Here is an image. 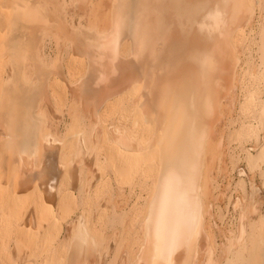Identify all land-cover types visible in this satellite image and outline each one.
<instances>
[{"label":"bare ground","instance_id":"1","mask_svg":"<svg viewBox=\"0 0 264 264\" xmlns=\"http://www.w3.org/2000/svg\"><path fill=\"white\" fill-rule=\"evenodd\" d=\"M43 1L42 0L41 1L40 0H0V59L1 58L4 59L8 56L6 59L8 58L9 60L11 59L10 61L11 64L8 63L9 66L12 65L10 66V68L12 67L11 72L14 70L13 72L14 77L11 80V82H9L8 84H5L4 81L0 82V122L4 124V129H5L4 131L5 138L4 139L0 138V170L2 171V174H3V176H0V205L3 207V211H5L4 214L1 211L3 215L1 214L0 216V219H1L0 221L3 224V225L0 224L2 225V228H0L1 230L0 231V259L1 258H2L1 260L4 259L6 264H15L14 263L16 262L15 260H17V259L14 260L11 258L13 257L10 252L11 248H9L10 250H8L7 247L5 248L3 247V242H5L4 239L6 237L8 238V236L10 237L11 230H12L11 228H14L13 227L14 225L16 229L19 226H22V229H23L21 231H20L21 227H19L20 228L19 230L17 229L18 231H20V233L22 232V235L19 237L16 243L18 252L16 250L15 251L18 253L17 258H19L20 260H23L24 264H66V263L85 264L91 259L93 254L97 255L95 253V251L97 250V247L94 245V243L89 238V236H86L83 233L81 234V231L79 233L73 230L75 231L74 236L77 234L79 235H77L78 237L73 241L72 244L70 243V239L72 238V236L69 239L68 243H64V242L62 243L60 241L59 243L55 244L54 242L56 241L55 239H57L58 236H60L59 234H60V231L62 230L61 228L63 227V222L67 219L71 211L76 206L75 201L73 200V195L71 193V190H73L74 188L73 187L74 183H72V180H71V173H72L71 168L73 166L71 167L70 161L71 159L76 161L79 158L80 153H82L84 150L83 144H87L82 139V137L85 138L84 135L82 136L81 135L82 133L80 134L78 132V128L81 125L84 126L85 128V126H88L89 123H90L89 126H91V122L89 121L88 123L86 122L87 125H83L85 121L89 118V113H90V117L91 115L92 116L94 115L93 119L95 120L96 119L94 118L95 114L98 111H100V108L102 106L104 105L107 106L108 104L111 105V102L115 101V103L111 106V109L116 110V111L119 110L122 117L126 118L127 121L128 119H130L132 126L133 127L137 126L139 130H136V131H139V132L138 133L134 132V133H137V134H134L132 131V133L130 132V134L128 133V135L126 132L127 137H129L131 141H134V143L137 142L138 143L137 145L133 144V142H130V141L124 142L123 145H119V144L113 145V147L110 150V153H108L109 154L108 160L111 162L113 166L112 169L114 168L113 170L115 171L117 176H119V178H121L124 181H130L133 179L135 174L138 171H140L141 168L145 167L146 169H144V176L145 177L149 176L152 178L151 186H149L150 190L148 191V196L146 197L145 207L143 208L144 212L139 218L140 222H138L140 223V225L138 224L140 226L139 228L140 237H138L140 239V243H138V245H140L138 248L140 253L137 252L138 258H140V256L145 257L146 259H148L147 261L148 264H165V263L168 264L169 262H171L169 259L170 247L173 241V236L175 234V231L178 230V228H180V231L182 232L186 231L183 234V236L185 237L187 230H188V229L186 230L185 228L186 225L190 226L189 225L190 223L196 224V222L198 221L199 214H201L200 210H202L201 209L202 204L204 207L203 197H204V192L207 190L206 189V176H204V173L207 170V168H209L207 166L209 165V162H210V161L207 162L208 158H206V156H208L207 152L210 151L209 147H211L210 146L211 141H212L211 133L214 129L212 120L214 119L216 115V110L218 109L217 107L218 101L216 99L215 93L213 92L212 82L208 80L210 79V77L222 71L223 68L227 66V64H229V62L225 58V51L223 49L224 48L223 43L227 44L226 41H228L231 37L229 35V39H228V37H226V33L224 32L225 33L224 40L222 39L223 37L222 35L219 38L220 40H223V41L219 42V39L216 38V37H219V35L224 31L223 30L222 32H219V30L222 29V24L224 23V25H226L225 22H227L226 13H225L226 6H224V5H227V3L226 2H225L226 4L223 3L224 5L222 4L218 8L219 3L216 0H214L216 1L215 4L214 2L211 4L212 0H160L161 5L159 7V4H158L159 2L157 3L158 5H155L156 3L154 4L155 0H152V1L151 0H123V2L121 3L122 5L120 4L121 11L119 10L120 13L118 15H121L120 18L122 21V22L120 21L119 24H123L124 21L127 24L126 25L127 36L125 37L126 39L122 43L120 51H122V54H123V55L121 54V56L127 57V59L129 57L130 59L128 60H132L133 62L132 66L129 65V63H128L129 67L127 65H124L125 68L126 66L127 68L131 67L130 69L126 68L127 69L126 71L129 70V72L127 73L129 75L125 73L126 71L124 72L121 69L122 71L120 73H125V75H123L124 79L120 80L119 75H122V74L119 73V75H115L116 71L114 70L115 72L113 74V71L110 69L111 70L110 73L115 76V77L112 76V78L114 77V79L113 80L111 79L113 82L111 81L110 83L112 85H114V83H118V84L117 85L115 84V86H112L109 83L110 81L109 79L108 81H106V83L108 82L112 87L111 89L109 88L108 91L106 90L107 92H105L106 93L105 98H103L101 101L100 100L98 101L95 98L90 99L88 97L89 100H87L88 98H86V94L87 95L89 94L88 91H90L89 90L90 85L87 86L89 87L87 89L88 91H85L86 88L83 89V87L85 86L86 82L90 78H93L92 72H94V70L91 72L89 68L92 66L93 68L92 67L91 68L94 69V65H93L94 63L93 61L92 62L90 61V59L92 58H89L88 60L89 62L87 61V63L88 64L93 63V64L89 66L86 63L89 70L85 71L84 69V72L81 70L83 72V74H81V77L83 76V78H82V81L80 82V85L77 88V92L80 95L81 102H77V103L74 102V104L71 106L70 113L72 116L71 117L72 122H71V125H69L70 127H69L67 136L64 137L63 135V137L65 138L63 141V139L60 140V138H58L59 136L50 137L45 132L42 133L44 131L43 126L46 125V124L44 125V118L37 116L36 111L34 110L36 108L35 106H37L36 105L37 103L35 100L37 96V91H36L37 83L34 84L36 88L33 86L34 81L33 82L31 81L32 86H30L28 80L24 79V77L28 79L26 77L28 74L26 75V73H23L24 70H26V69L23 70V67L25 64L24 62L28 58L32 60V62H34L33 66H38V63H39L38 58H40L39 56L40 53H38L39 49L37 48V44L39 43H37L38 40H36L37 42L36 41L34 42V36H35L34 31L38 27H40V29L45 26L47 27V25L49 27V24L45 25L46 23H48V20L50 19L48 15L49 9L46 7V4L49 5L51 3L52 5L53 2L55 3L58 0H45V2H47L46 4H44ZM40 3L44 4L45 7H43ZM150 3L157 6L158 9L160 10L159 11L157 8L155 9V11L158 10V12L156 11L157 14L155 13V16L153 15V12L155 11L151 10ZM216 5L218 6L216 7ZM223 7H225L224 12L222 10ZM159 13L160 15H158ZM168 13L169 14L171 13L170 15L172 18L171 17L168 18L170 16ZM59 15L62 16L61 14ZM59 15L56 14V16L54 15V17H57V16L60 17ZM156 15H158L157 19H155ZM57 19L59 20V18ZM224 20L225 22H223ZM116 21L118 20L114 18V22ZM50 23L55 24L53 21ZM59 23L60 22L56 23V26H58ZM153 25L156 27L155 28L156 31L154 32V34L157 32L159 36L156 34V37L153 36L151 38L150 32L152 31L153 33V30H154V28H152ZM121 26L123 25H120V27ZM60 27H57L56 30H58ZM63 27L65 28V26ZM177 27L180 31L177 30ZM214 27L216 30L215 29L213 30ZM54 28L56 27L54 26ZM150 28H152L153 30ZM38 29H37V32H38ZM47 29H41L43 30L42 33H44V30L46 31ZM53 31L54 30H52V32ZM177 31L180 33H178ZM58 32H61L60 29L58 30ZM39 34L40 33L38 32V35ZM115 37L113 39L114 41L118 39L117 38L118 36L116 37V40H115ZM35 38L37 39V37ZM214 38L218 40V43L223 44L222 47H221V44L219 46L221 47L222 50L220 48H218L220 50L216 49L217 45L219 44L215 42L217 40H215ZM150 39L151 40L154 39V42L156 39H159V41L161 40L160 43L164 44L163 45L165 46L163 47L164 49L160 48L159 51L157 52L155 51L156 54L152 52L153 55H151L150 51L152 49L150 47V44L152 42L149 44L147 43L148 40H149L148 42L151 41ZM93 40L94 39L92 40L89 39V42L91 41L93 42V44H96L97 46V43H94L97 41L96 40L93 41ZM109 40H111L110 37L108 41ZM108 41L107 43H105L106 48L110 46V44L112 45V42H113V41L112 42L109 41L111 43H108ZM122 41L123 40H121V42ZM118 42L120 43V41ZM154 42L152 46H154ZM213 42L217 44L216 48H215V45L212 44ZM119 43L117 44L118 48H119ZM93 44L92 46L95 47V45ZM114 44L113 46L115 47L112 46L113 50H110L112 51L111 54L114 53V51H115V54H118L116 53L118 51H116V45ZM147 45H149L150 47V49H148L150 51L148 52L144 51V49L145 50L147 49L148 47ZM97 48L99 49L100 47H97ZM152 48L153 50H155L154 47ZM156 48L158 49V47ZM104 49L105 48L103 47V50ZM95 50H96V47H95ZM90 51L92 50H89L87 53H89ZM142 53H144V55H142ZM95 55L97 56V54H94L93 56ZM117 56H119V54ZM178 58L180 60H178ZM87 59L88 58H86V60ZM167 59H168V63H169V60L171 61V59L172 60L175 59L176 61H179L180 63L179 65L180 67L177 65L174 66V67H178L176 69H180V72L177 73L178 75L176 77V79H178L177 81L172 80L174 77L172 75H175L173 74L175 72L173 70L172 71L167 70L169 64L164 67V70H167V71H165L164 73H163L164 70L162 71L163 75L165 73H167L168 75V77L167 75H165L164 77L165 80H161V78L158 76L159 74H156L157 76L153 77L154 75L152 72L153 71L152 68L156 67L155 65H158V64L163 65L164 60L166 62ZM28 61L26 62L28 63ZM26 64H25V67L27 66ZM174 64L175 63H173V65ZM176 64L178 63L176 62ZM5 65H6V62H5ZM52 65L49 66V68H51ZM87 66H85L84 68H87ZM40 68H41V64H40ZM43 69H46V68H42V70ZM159 69L160 67L156 69L157 73ZM161 69H163V66H161ZM39 70H37V73ZM69 70L70 69H68V71ZM88 71L91 72L92 74L89 73ZM42 72L45 73V70ZM162 73H160V75ZM23 74L25 75L24 77H23ZM78 74L80 75V72ZM89 74H90V77H89ZM68 75L70 76V74ZM71 76H74V75H71ZM97 76L95 73V77ZM42 77H44V75ZM42 77L40 78L42 79ZM95 77L93 79L96 83L99 82L100 78H102L99 76V79L96 81ZM224 78L227 79V77H224ZM260 78L261 80H264V72H261ZM72 79H74V81L72 82L76 84V82L78 81L77 78L73 77ZM53 81L55 82V80ZM94 81L92 82L93 84L96 85ZM68 82L72 83L71 81H68ZM100 82L104 83V81L102 82V79ZM98 84L96 86H98ZM39 85L41 84H39L38 82V86ZM47 86H49V84H47ZM51 86H53V88L51 89L53 90L54 87H56L57 85L56 86L51 85ZM39 87L37 89H39ZM94 87L92 85V89H94ZM105 87H108V85H106ZM53 92H51V94ZM58 92L60 93L61 91L59 90ZM93 92L94 90L92 91V93ZM257 93H260V92H257ZM44 94L43 96L42 95L41 96L44 97ZM251 95H248V97H246V100L242 106V110L248 114L250 113L251 108L257 107L259 103L262 101L260 105L264 111V99L256 104L254 103V99H253L254 97H252ZM42 97H41V101L43 99ZM44 98H46V95ZM112 98L114 99V101L111 100ZM132 98L136 99V103L134 102V105L130 104L131 102H133ZM54 101H56V99H54ZM59 103H60V100H59ZM225 106L226 105L224 104L222 107L225 108ZM105 107L104 109L106 111L107 109ZM39 112H42V111H39ZM84 112L87 113L88 115L85 114ZM70 113H69V116H70ZM262 113L259 114L258 112L259 122L258 121L257 122L263 126L264 119H263ZM224 114H226V112ZM107 115L109 114L107 113ZM107 115L105 113L104 116H107ZM100 118L101 116L99 117V119ZM102 119H103V116H102ZM88 127L87 129H83V131L88 130ZM248 127L249 129L252 128V132H254L256 135H260L258 132L260 130V129L258 130V126H255L252 123V125L250 124ZM89 128L94 130L92 127H89ZM260 128H263V127L260 126ZM105 131L106 130H104V132ZM83 133H86V132H83ZM94 134H95V131H94ZM107 135L109 136V134ZM131 136L135 138H132ZM107 138L108 137H106V139ZM89 141L90 140L88 138V142ZM58 142L59 144H57ZM109 143H111V141ZM89 144L90 143H88L87 145ZM89 146L87 147L85 146V147L88 148ZM91 148H94V146L90 147V150H92ZM88 149L84 151V154L85 152L87 154ZM99 151L101 152V150ZM106 154H107V150H106ZM87 156L89 157L90 154L89 155L87 154ZM247 158H248L247 164H249L251 169H253L254 167H261V165L264 163V142L261 145L260 149L258 150L257 154L254 155L253 153L250 152ZM19 160H21L22 164L21 166H18V168L16 169V166H17L16 164L18 163ZM103 162H106V161H103ZM107 162L103 164L106 165ZM58 167H60L62 170H58ZM104 167L105 166H103V169ZM81 170H79V172H81ZM16 171L18 172L17 175H16ZM59 171H62V174L59 173L61 175L59 176V179L62 178V182L59 181L61 185L59 184V187H58V184H57L58 181H56L57 180L56 174H58ZM86 172L89 173L90 171H88V169L87 171H84V172L82 171V173H86ZM261 172H262L261 175L264 179V168ZM25 173L27 174L29 173V176H30L29 180L28 178H26ZM91 173L90 175H92ZM32 175L34 177H32ZM86 178H87V175H86ZM89 178L90 177L88 176L87 179ZM84 180H85V177H84ZM81 181L83 183L82 182H79V183L84 185V183L87 180H85L84 182L82 179ZM26 183L27 185H24ZM88 183L91 184V181H88ZM81 184H79V186ZM42 185L44 189L41 187ZM68 185L70 186V189H71L70 191L68 190V187H67ZM101 185H102V182H101ZM80 187H83V186L81 185ZM20 188H25L28 190V192L19 193ZM55 189H56V194L58 198L56 197V194H54ZM80 189L82 190V188ZM32 195H35V199L37 200L35 201V205L33 206L35 207L34 210L32 208L29 210L28 208L31 207V203L27 202L25 199H27V197H30ZM55 203L58 204V208L56 207L57 204ZM57 211H59L60 215H57L56 213ZM34 213L37 214V216H35L37 218V221H36L37 223H34L32 221L34 220V217H33ZM77 220L79 221V219ZM104 220L105 219H103V221ZM241 220H242L241 224L239 225L240 231H239L238 237L235 240V243H236L235 245H237L240 242V240L243 239L245 236L246 225L244 224V218H242ZM90 222L91 221H89V224ZM263 222H264V213L260 220V223L262 224V226H264ZM200 224L201 222L199 223V225ZM251 225H252L251 228L253 229V226L255 224H252V221H251ZM81 226L83 225L81 224ZM24 229L26 231H24ZM18 231L16 233L19 235L20 233ZM70 231L72 232V230ZM96 231L97 230H95V232ZM95 232L93 231V233ZM100 232L102 231L100 230ZM257 235L258 236L252 238V240L250 239L251 247L248 253L250 254V256L248 260L246 259L247 261H244L242 263L244 257L242 258L241 257L242 255L240 256V253L238 252L239 254L238 256L241 257L242 259L241 261L242 264H264V229L263 228L260 229ZM118 237H119V234H118ZM19 240L25 243L22 244V242ZM95 240H98V239L95 238ZM18 241H19V245H18ZM97 242L96 244H98ZM6 244H9V243H6ZM235 245L230 246V249H229L230 253ZM4 246H8V245H5L4 243ZM123 249L124 248H122V250ZM185 251H188V250H185ZM132 254L133 253H131V255ZM37 256L38 257L44 256V257L42 258V261L38 262ZM13 258H16V257L14 256ZM141 259L142 258H140V261ZM0 262L2 263V261ZM142 262H143L142 264L147 263L146 260L145 262L144 261ZM223 264H232V258L228 256L226 258V261Z\"/></svg>","mask_w":264,"mask_h":264},{"label":"rangeland","instance_id":"2","mask_svg":"<svg viewBox=\"0 0 264 264\" xmlns=\"http://www.w3.org/2000/svg\"><path fill=\"white\" fill-rule=\"evenodd\" d=\"M216 1L219 3L218 4L219 6L216 5V7L218 6V8L223 3L224 4L227 3V5L223 4L224 6H226V9H225V7H223V9H222L223 12H224V9L226 11L225 13H226V19H227L226 21L227 22H225V20L223 21L226 23V25H224V23L222 24V22H221L222 29H220L219 32H222L223 30L224 31L219 35V37H216V38L219 39L222 35L223 36L222 39L224 40V37H225L224 34L225 33H226V37H228V39H229V35L231 38L229 40L227 39L228 40V41H226L227 44L223 43L224 45L222 43H218V40L216 38H214L215 40H217L215 42L219 45L215 44L214 42L212 43L215 45V48L217 45L216 49H218V48L221 49V47L223 45V47H224L223 49L225 51V58L227 59L229 64H227V66H225L222 71H220L218 74L210 77V79L208 80V81L212 82L213 92L215 93L216 99L218 101V106H217L218 109L216 110V115H215L214 119L212 120V124L214 125L213 126L214 129L211 133V140L212 141L210 144L211 147H209L210 151L208 150L209 151V152H207L208 156H206V158H208L207 162L210 161L209 165L207 166L210 169L206 167L207 170L204 173V176H206V189H207L204 192V197H203L204 202L202 201L204 203V207H203V204L201 202L202 206L201 205L200 206H201L202 210H200L201 214H199L198 221L196 222V224L190 223L189 224L190 226L186 225L185 228H186V230L188 229L187 233H186L187 236L186 235H185V237L183 236V234L186 231L182 232V231H180V228H178V230L175 231V234L173 236V241H172L171 247H170L169 259L171 262H169L168 264H171V263L172 264H176V263L177 264H223L226 261V258L228 256L230 258H232V264L233 263L234 264H236V263L240 264L242 261L241 257L242 258L244 257L243 261H242V263H243L244 261H247L249 256H250V254H248L250 247H251L250 239L252 240V238L257 237L258 236L257 234L260 231V229H262V228L264 229V226H262V224L260 223V220H261L262 215L264 213V179L261 175V173H262L261 171L264 168V163L261 165V167H254L255 169L254 168L251 169L249 164H247L248 163V158H247L248 154L250 152L253 153L254 155L257 154L258 150L260 149L261 145L264 142V125L262 126L258 123L259 122V119H258L259 114L262 113V111H263L260 103L262 102L261 100L264 99V80H261V78H260L261 72H264V0H250V1L249 0H216ZM216 1L212 0L211 4L213 2L215 4ZM43 2H44V4L47 3V2H45V0ZM56 2L55 3L53 2L52 5H51V3L50 4L48 3L49 5L46 4V7L50 10V11L48 10V13H49L48 15H49L50 19L48 20V23L45 24V25L49 24V27L47 25V27L45 26L46 28L45 27L41 28V29H47L48 28L46 31L44 30L45 34L42 33L43 30H41L40 27H38L39 29L37 28L38 32L40 33L39 35H38L36 28H35L36 29L35 31L32 30L35 33L34 42L36 40H38V42L37 41L36 42L39 43V44H37V48L39 49L38 53H40L39 54L40 58H38V61H39L38 66L39 67L33 66L34 62H32V60H30L28 58L26 61L29 60L28 61L29 64L26 61L24 62L25 64L27 63L26 64L27 68L25 67V64L23 67V70L26 69V70H24L23 73H26V75L28 74L26 76L28 79H26L24 77L25 76L24 74H23V77L25 80H28L30 86H32L33 81L35 82V83L33 82V86L36 83H37L36 84L37 88L40 86L39 89H37L36 86H34L36 88V91H37V96L39 94V96L38 97L36 96V99H35L36 103H37L36 105L38 107L35 106L36 108L34 110L36 111L37 116L44 118V125L45 124L46 125L43 126L44 131L42 130L43 131L42 133L45 132L50 137L51 136H53V137L59 136L58 138H60V140L63 139V141H64V139H65L64 137L67 136L68 131H69V127H70L69 125H71V122H72L71 121L72 116L70 113L71 106L74 104V102H76V103L81 102L80 95L77 92V88L80 85V82L82 81L83 76L81 77V74H83L84 69H85V71L89 70L88 66L86 65L89 58H92V59H90V61L91 62L93 61L94 64L93 63H91V64L87 63V64L89 66H91L92 64L94 65V69H92L93 68L92 66H91L92 68L89 67L91 72L93 70H94V72H92L93 74L89 71L88 72L93 75V78L95 77V73H96V76L98 74V76L95 77V80L97 81L99 79V76H100L102 78H100L99 82L102 79V82L104 81V83H101V82H100L101 84L99 82L96 83L93 78H90L85 84L86 87L84 86L83 89L86 88L85 91H88L87 89L90 87L89 88L90 91H88L89 94L88 95L86 94V98H88V97L90 99L95 98L98 101L99 100L101 101L103 98H105V94H106L105 92H107L109 90V88L111 89L112 86H115V84L116 85L118 84V83H114V85H112L110 83L115 77L113 75L114 72L116 71L115 75H119V73L122 70L125 72L127 69L131 68V67L127 68L128 63H129V65L132 66L133 62H132V60H128V59H130L129 57L127 59V57L121 56L122 51H120L122 43L124 42V40L126 39L125 37L127 36V34H126V25H127L126 22L124 21L123 24H119L121 21V18H120L121 15H118V14L121 11L120 4L123 2V0H58ZM42 3H40V4L43 7H45V5ZM157 3L159 4V7H160V5H161L160 0H155L154 4L158 5ZM150 4H151V10L152 11H155L156 8L158 9V7L155 6L154 4H152V3H150ZM152 8H154V9H152ZM158 10H156V11L158 12ZM152 11H151V13H152ZM156 11L153 12L154 16H155V13L157 14ZM58 13L61 14L62 16H60ZM56 14L59 15L65 21H63L58 16L54 17V15L56 16ZM63 14H64V16H63ZM153 15H152V17H153ZM158 15H160V13ZM158 15H156V18L155 17L154 18L157 19ZM170 17H171V15L168 18H170ZM54 18H56V19H54ZM57 18H59V20ZM114 18L118 21L114 22ZM53 19L56 21L58 20V21L56 22ZM173 19H175V18H173ZM52 21L54 23L55 22L56 23L60 22V23L58 26H56V23L55 24L50 23ZM61 21H62V23H61ZM61 24H62V26H61ZM120 25H123V26L120 27ZM154 25L152 26V28H154V30L152 28H150L153 30V33H152V31L150 32L151 38L153 36L156 37V34L158 35L157 32L154 34V32L156 31V29H155L156 25L155 26ZM54 26L56 28H54ZM63 26H65L66 29ZM57 27H60L59 29L61 32H58L59 29L56 30ZM178 27H177V30H179ZM51 29L54 31L52 32ZM62 29H64V30H62ZM214 29H215V27L213 28V30ZM178 33H180V32H178ZM62 34H64V35H62ZM115 36L116 37L118 36L117 40H116ZM35 37H37V39ZM109 37L111 39L109 41H111V42L113 41V42H112V45L110 44L111 47L108 46L109 44L107 45L108 47H110V48L107 47L108 48L107 49L105 47V43H107ZM114 37H115L116 41L113 40ZM88 38L91 40L94 39L93 41L96 40L97 42H94V43H97V46H96V44H93V42H91V41L89 42ZM95 38H97V39H95ZM154 39H152V40L150 39L151 40L150 42H148L149 40L147 41L148 44L152 42L150 44V47L152 50L151 51L148 50V49H150L149 45H147L149 48L147 46H145V47H147V49L146 50L144 49V51H146V52L150 51L151 55H153L152 52L156 54V52L159 51L160 48L162 49L163 47H165V46H163L164 44L160 43L161 40L159 41V39H156L154 42ZM121 40H123V41L121 42ZM223 40L219 39V42H221ZM109 41H108V43H111ZM118 41H120V43ZM115 42L119 43V48L117 47L118 43L116 44ZM153 42H154V46H152ZM85 43H87V44H85ZM91 43L93 45H95L96 50H95V47H93ZM163 43H164V41H163ZM98 44H100V45H98ZM113 44L116 45V51H118L116 53H118L120 57L117 56L118 54H115V51H114V53L111 54L112 51H110V50H113V48H112ZM220 44H221V47H219ZM160 45H162V46H160ZM91 47H92V49H91ZM97 47H100L99 48L100 50ZM103 47L105 48L104 50H103ZM113 47H115V46H113ZM152 47H154L155 50H153ZM156 47H158V49ZM220 49H218V50H220ZM89 50H92V51H90L91 53L90 52L87 53ZM163 51H165V50H163ZM94 54H97V56L96 55L93 56ZM142 55H144V53H142ZM226 55H228V56H226ZM70 57H71V59H70ZM6 58L0 59V66H2V67H0L1 68L0 69V82L4 81L5 84H8L9 82H11V80L14 77V74H13L14 70L11 72L12 67L10 68V66H12V65L9 66V64H11V62H10L11 59L9 60V58L8 59H6ZM86 58H88V59L86 60ZM178 60H180V59L178 58ZM2 61H3V63H2ZM5 62H6V65H5ZM166 62L164 60L163 65L158 64V65H155L157 68L156 67L152 68L153 71L152 70L151 71L153 72V75H154L153 77L157 76L156 74H159L158 76L161 78V80H165L164 77H165V75H167V73H165L164 75H163V73L167 70H171V71L173 70L175 72L173 74H175V75H172V76H174L172 80L177 81L178 79H176V77L178 76L177 73L180 72V69H176L178 67H174V66L175 65L179 66L180 65L179 61H176L175 59H173V60L171 59V61L169 60V63H168V59H167ZM176 62L178 64H176ZM173 63H175V64L173 65ZM40 64H41V68H40ZM51 65H52V67L49 68V66H51ZM56 65H57V67H56ZM124 65H127L126 66L127 69L125 68ZM167 65H168L167 70H164V67ZM85 66H87V68H84ZM161 66H163V69H161ZM159 67H160V69L157 73L156 69H158ZM42 68H46V69L42 70ZM54 68H55V70H54ZM107 68H109V69H107ZM51 69H52V71H51ZM68 69H70V70L68 71ZM110 69L113 71V74L110 73L111 72ZM37 70H39L38 73H37ZM44 70H45V73L42 72ZM97 71H99V72H97ZM162 71H163V73H162ZM39 72H40V74H39ZM79 72H80V75L78 74ZM128 72H129V70L126 71L125 73L127 74ZM152 72H151V74H152ZM67 73L70 74V76ZM107 73L109 76L107 75ZM125 73H120V74H122V75H119L120 80L124 79L123 75H125ZM160 73H162L161 75H162L163 79H162ZM38 75L39 76L41 75L40 77H42L44 75V77H42V79H41ZM71 75H74V76H71ZM76 75L77 76L79 75V76L77 77ZM127 75H129V74H127ZM112 76H114V77L112 78ZM120 76H122V77H120ZM53 77H54V79H53ZM65 77H66V79H65ZM73 77L77 78L78 81L80 79V81L78 82L77 80H75L77 82H76V84H74V82H72V81H74V79H72ZM89 77H90V74H89ZM105 77H107V78H105ZM167 77H168V75H167ZM224 77H227V79ZM151 78H152V76H151ZM259 78H260V80H259ZM43 79H44V81H43ZM52 79L55 80V82ZM70 79H72V80H70ZM109 79H110L109 83L112 86L108 82L106 83V81H108ZM230 79H231V81H230ZM35 80H37L39 82V84H41V85L38 86V82ZM47 80L49 83L47 82ZM40 81H41V83H40ZM59 81H60V83H59ZM68 81H71L72 83H70ZM92 81H94V83H96V85L99 83L98 86L93 84ZM224 82H226V83H224ZM47 84H49L50 87L47 86ZM104 84H105V86L108 85V87H105ZM51 85H55V86L57 85V86L54 87L53 90H51L53 88V86H51ZM92 85H93V87L95 86L94 89H92ZM87 86H89V87H87ZM228 86H230V87H228ZM62 87H63V89H62ZM68 87L70 90L68 89ZM96 87H98V88H96ZM106 88H108V89H106ZM59 90L61 91L60 93L58 92ZM93 90H94L95 94H94V92L92 93ZM38 91H39V93H38ZM51 92H53L54 94L53 93L51 94ZM257 92H260V93H257ZM68 93H69V95H68ZM227 93H228V95H227ZM43 94H44V97L46 95V98L42 97ZM53 95H54V97H53ZM94 95H96V96H94ZM248 95H251L252 97H254L253 98L254 103L257 104L260 101L261 102L259 103V105L257 107L251 108L250 113L247 114L242 110V106L246 100V97H248ZM61 96L62 97L64 96V97L62 98ZM73 96H74V98H73ZM41 97L43 98L42 101H41ZM219 97H220V99H219ZM89 98L87 100H89ZM135 98H132L133 102H131L130 104L134 105V102L136 103ZM54 99H56V101L57 100L58 101L56 102V101H54ZM59 100H60V103H59ZM111 100L114 101L113 98ZM114 103H115V101L111 102V105L108 104L107 105L108 108L106 105L102 106L100 108V111H98L95 114V117H94V118H96L95 120L93 119L94 115L93 116L91 115V117H90V113H89L90 119L88 118L83 125H87V123L89 121V122H91V126H89L90 123L88 126L92 127L94 130H92L88 126H85V128H84V126H82V125L78 128V132L80 134L82 133L81 135L82 136L84 135V137H85V138L82 137V139L87 144L90 143L89 144L90 146L87 144H83L84 150L82 153H80L79 158L76 161H74L73 159H71V161H70L71 167L73 166L71 168V170H72L71 171L72 172L71 173V180H72V183H74V186H73L74 188H73V190H71L69 185L67 187H68L69 191L71 190V193L73 195V200L75 201L76 206L71 211V213L67 217V219L63 222V227L61 228L63 231L62 230L60 231V234H59L60 236H58V238L55 239L56 241L54 243L57 244L60 241L62 243L63 242L68 243L69 239L72 236V238L70 239V243L72 244L73 241L78 237L77 235H79V234H77L74 236L75 231H77L79 233L81 231V234L83 233L86 236H89V238L92 240L94 245L97 247V250L95 251V253L97 255L93 254L91 259L87 263H89V264H116V262H117V264H124V263L125 264H142L143 263L142 261L145 262V260H146V262H147L148 259L140 256V258H142L140 261V258H138L137 252H139L138 248L140 246V245H138V243H140V239L138 238V237H140V235H139L140 223H138V222H140L139 218L141 217L142 213L144 212L143 208L145 207L146 197L148 196V191L150 190L149 186H151L152 178L149 176L148 177L144 176V169H146L145 167L141 168L140 171H138L135 174V176L132 179L133 181L132 180H130V181L122 180L121 178H119V176H117V174L113 170L114 168L112 169L113 166H112L111 162L108 160V157H109L108 153H110V150L113 147V145H115V144L116 145H118V144L123 145L124 142H129V141L133 142V144L137 145L138 143L137 142L134 143V141H131L129 139V137H127V135H128V133L130 134V132L132 133V131H133V133L139 132V131H136V130H139V128L137 126H135L136 129H135V127L132 126L130 119H128V121H127L126 118L122 117L119 110L116 111V110L111 109V106ZM224 104L226 105L225 108L222 107ZM104 107L107 109L106 110L107 112L105 111ZM258 107H259V109H258ZM38 109H40V110H38ZM101 109L105 112H103ZM108 110H110V111H108ZM39 111H42V112H39ZM115 111H116V113H115ZM102 112L104 115H105V113H106V115H107V113L109 115L104 116L102 114ZM225 112H226V114H224ZM258 112H259V114H258ZM69 113H70V116H69ZM85 114H87V113H85ZM262 114H263V119H264V111ZM116 115H118V116H116ZM100 116H101V118L99 119ZM102 116H103V119H102ZM127 122H128V124H127ZM129 122H130V124H129ZM252 123H253V125L258 126V130L260 129L258 131L260 135H256L254 132H252L251 127H250L251 129H249L248 126L250 124L252 125ZM124 125H125V127H124ZM129 125H130V127H129ZM98 126H99V128H98ZM260 126L263 128H260ZM87 127H88V130L83 131V129H87ZM104 127H105V129H104ZM131 127H132V129H131ZM91 130H92V132H91ZM104 130H106L107 132L106 131L104 132ZM4 131H5L4 124L0 122V138H3V139L5 138ZM81 131L86 132V133H83ZM94 131H95V134H94ZM126 132H127V135H126ZM90 133H91V135H90ZM137 133H134V134H137ZM107 134H109L110 137ZM63 135H64V137H63ZM86 136H88V137H86ZM106 137H108L109 139L107 138L108 139L107 140ZM88 138L90 140L89 142H88ZM132 138H135V137H132ZM110 141H111V143H109ZM57 144H59V142ZM105 144H106V146H105ZM85 146L86 147L89 146L88 147L89 149L86 148ZM93 146H94V148H91L92 150H90V147H93ZM86 149H88L87 154L88 155L90 154L89 157L87 156L86 152H85L86 156L84 154V151H86ZM99 150H101V152ZM106 150H107V154H106ZM98 154H100V155H98ZM106 155H107V157H106ZM95 157H96V159H95ZM97 159H98V161H97ZM103 161H106V162L108 161L107 162L108 165L107 164L104 165L106 162H103ZM21 164H22L21 160H19L18 163L16 164L17 165L16 169L18 168V166H21ZM96 164H97V166H96ZM103 166H105L104 169H103ZM110 166H111V168H110ZM79 167H81V168H79ZM59 168L60 167H58V170H62L61 168L60 169ZM87 169H88V171H90L89 173L88 172L82 173V171L83 172L87 171ZM111 169L113 172L111 171ZM208 169H209V171H208ZM79 170H81V172H79ZM91 171H92V173H91ZM78 172H79V174H78ZM206 172H208V173H206ZM17 173L18 172L16 171V175H17ZM56 173H57V171H56ZM59 173L62 174V171H59L58 174H56L57 178L54 176L57 179V180L56 179L55 180L58 181L57 182L58 187H59V184L61 185V183L59 181L62 182V178L60 177L61 179H59V176H61ZM90 173L92 175H90ZM25 174H26V178H28V180H29L30 179L29 173L28 174L25 173ZM114 174H115V176H114ZM86 175H87V178H88V176L90 178L87 179ZM0 176H3L1 170H0ZM77 176H78V178H77ZM83 176L85 177V180H87L86 182H85ZM32 177H34V176L32 175ZM81 178L85 182L84 185L79 183V182H82ZM78 179H80V180H78ZM117 179H119V180H117ZM243 180H244V182H243ZM88 181H91V184H89ZM118 181H119V183H118ZM101 182H102V185H101ZM147 182L148 183L150 182L149 185ZM78 183L81 184L83 187H80L81 185L79 186ZM86 183H87V185H86ZM24 185H27V183ZM99 186H100V188H99ZM41 187L44 189L43 185ZM80 188H82V190ZM20 189H19V193H27L28 192V190L25 188H20ZM56 189L54 190V194H56ZM243 189H244V191H243ZM100 191H102V192H100ZM56 197L58 198L57 194H56ZM96 197H98V198H96ZM23 198H25V197H23ZM25 200L27 202L31 203V207L28 209L30 210L32 208L34 210L35 207H33V206L35 205V201L37 200V199H35V195L27 197V199H25ZM98 203H99V205H98ZM55 204H57V203H55ZM104 206H105V208H104ZM56 207L58 208V204ZM1 208H2V210H1ZM1 211L3 214L5 213V211H3V207L0 205V216L2 214ZM201 211H203V212H201ZM35 213L33 214L34 220H32V221L34 223H37L36 222L37 218L35 217V216H37V214H35ZM56 213H57V215H60L59 211H57ZM202 213H204V214H202ZM242 218H244V224L246 225L245 236L243 239L240 240V242L237 245H235L236 244L235 240L238 237V234L240 231L239 225L241 224ZM77 219H79V221ZM103 219H105L104 220L105 222L103 221ZM82 221H83V223H82ZM89 221H91L90 222L91 225L89 224ZM251 221H252V224H255L253 226V229L251 228V226H252ZM200 222H201V224L199 225ZM0 224H2L1 221H0ZM81 224L83 226H81ZM2 225H0V228H2ZM263 225H264V222H263ZM17 226H19V225H17ZM73 226L74 227L76 226L75 229ZM13 227L14 228H11L12 230H11L10 237L9 236H8V238L6 237L8 240L6 238L4 239L5 242H3V247L4 248L7 247L8 250H10L9 248H11L10 252H11L12 256L16 257V258L11 257V258L14 260L15 259L18 260V261L15 260L16 261V262H14L15 264H24L23 260H20L19 258H17L18 250H17V244H16L17 240L22 235V232L20 233V231L23 229H22V226H19V227H21V229L18 227L17 229L18 230L20 229V231H18L15 228V225ZM82 227H84L85 229ZM200 227H201V229H200ZM13 229H14V231H13ZM15 230H17L20 234L18 235L16 233L17 231H15ZM70 230H72L73 233ZM73 230H75V231H73ZM95 230H97V231L95 232ZM100 230L102 232H100ZM24 231H26V230L24 229ZM93 231L95 233H93ZM247 232H248V234H247ZM114 234H116L117 236ZM118 234H119V237H118ZM193 234H195V235H193ZM198 235H199V237H198ZM254 235H256V236H254ZM192 236H193V238H192ZM250 236H252V237H250ZM183 237H184V239H183ZM95 238H97L98 240H95ZM174 238H175V240H174ZM9 239H11V240H9ZM192 239H193V241H192ZM19 241H21V240H19ZM19 241H18V245H19ZM96 242L99 245L96 244ZM4 243H5V245H8V246H4ZM6 243H9V244H6ZM24 243L22 242V244H24ZM231 245H235V246L233 247V249L230 253L229 249H230ZM122 248H124V249L122 250ZM189 249H190V251H189ZM185 250H188V251H185ZM177 252H179L180 254L182 252V254L180 255ZM238 252L240 253V256L242 255L241 257L238 256L239 255ZM131 253H133L135 256L133 254L131 255ZM119 256H120V258H119ZM174 256H176V257H174ZM43 257L44 256H41V257L37 256L38 262L42 261ZM1 259H0V261H2V263L0 262V264H6L4 259L3 260H1ZM3 261H4V263H3ZM87 263H85V264H87ZM66 264H68V263H66ZM146 264H148V262Z\"/></svg>","mask_w":264,"mask_h":264}]
</instances>
